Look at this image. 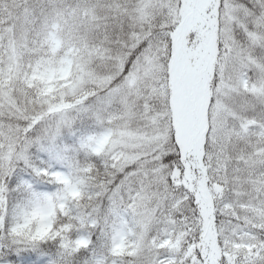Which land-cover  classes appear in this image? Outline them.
Here are the masks:
<instances>
[{"label":"snow or ice","instance_id":"6c2138e0","mask_svg":"<svg viewBox=\"0 0 264 264\" xmlns=\"http://www.w3.org/2000/svg\"><path fill=\"white\" fill-rule=\"evenodd\" d=\"M0 264H264V0H0Z\"/></svg>","mask_w":264,"mask_h":264}]
</instances>
